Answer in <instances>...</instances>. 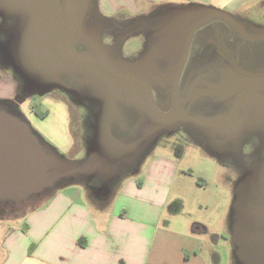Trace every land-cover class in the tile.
Listing matches in <instances>:
<instances>
[{"label":"crops","instance_id":"1","mask_svg":"<svg viewBox=\"0 0 264 264\" xmlns=\"http://www.w3.org/2000/svg\"><path fill=\"white\" fill-rule=\"evenodd\" d=\"M71 1L36 0V4L44 6L45 10L54 14L50 19H33L34 16L30 15L27 21L31 25L27 35L37 34L33 29L37 27L38 21L39 26H45L47 22L58 26L61 18L57 16V12L63 10L62 6L76 9L78 0ZM6 2L7 0H0V6L3 7ZM208 2V5H184L178 0H92L90 6L93 15L88 20L87 31L93 32L94 28H98L101 38L103 29L105 30L102 26L107 21L113 22L115 17H123L118 28H124L131 27L136 16L152 18L157 12L168 27L175 31L178 55L187 27L203 10L228 13L250 31H264V0ZM68 12L73 14L71 9ZM254 18H259L261 23H256ZM24 21L26 22L25 16ZM209 24L221 33L220 36H224L230 29L219 20ZM114 27L116 24L113 25V30ZM79 45L84 50H80ZM75 50L84 53L86 46L79 43ZM248 59L250 60L249 57ZM19 86L0 67V100L9 103L17 116L30 124L29 119L37 117L33 107L31 109L27 103L32 95L21 93ZM52 92L58 91H48L42 101L56 102L60 112L48 111L41 120L47 122L54 114L55 117H60L63 125L62 140L55 141L46 131L37 134L46 141L44 136L51 142L55 141L62 156L68 159L65 161L70 165L69 169L58 174L57 179L70 177L72 182L68 181V185L81 187L67 191L64 190L67 185L62 181L56 185L53 183L54 188L50 187L38 193L39 204L30 208L23 215L24 223L21 227L15 228L7 236L6 246L3 245L5 257L1 264L216 263L211 243L214 245L218 240L213 234L217 228L199 220H192L188 214H183L184 218L178 224L175 219L177 216L173 212L169 213L174 199L170 192L178 179L179 164L175 160L155 156L142 163L140 156L147 145L146 142L142 144L140 135L156 126L143 110L140 93L137 101L143 118L135 133L123 142L99 144L88 151L81 127L77 128V132L73 131L74 116L68 102ZM56 171L59 172L58 168ZM91 171L94 173L93 181L86 176ZM237 186L236 183L231 190L230 211ZM224 222L226 225L223 227L231 234V227L230 230L228 228L229 218H225ZM208 239L212 242L208 243Z\"/></svg>","mask_w":264,"mask_h":264},{"label":"rangeland","instance_id":"2","mask_svg":"<svg viewBox=\"0 0 264 264\" xmlns=\"http://www.w3.org/2000/svg\"><path fill=\"white\" fill-rule=\"evenodd\" d=\"M178 2L184 5L190 3L209 4L208 0H178ZM1 8L3 7L0 6V67L12 77L15 84L20 85L21 93L27 92L32 95L27 103L31 109L32 107L38 109L37 111L32 109L34 114L45 115L48 111L60 112V109L55 105L56 102L42 101L45 93L56 89L58 92H52V94L62 97L68 102L74 116L73 131L77 132V128L81 127L88 151L99 144L110 145L114 142H123L135 133L143 118L137 101L139 96L137 90L109 88L96 81L91 74L74 69L55 73L50 80H41L36 71L30 66H26L21 60L23 15L16 8L8 12L1 11ZM136 17L138 18L136 19ZM136 17L133 18L131 27L118 28L120 20L123 18L120 16L115 17L113 22H105V25L102 26L106 30L103 29L102 43L108 56L119 63L139 64L146 57L155 53L156 58L152 61L154 75L168 74L167 72L175 66L178 57L179 47L175 31L168 27L166 21L157 12L152 18L145 15ZM254 21L261 23L259 18H254ZM209 23L202 25L198 33L203 29H213L211 28L212 24ZM114 24L116 27L113 30ZM109 29H112L111 35ZM202 40L201 37L196 36L192 53L198 52L195 47H200L204 41ZM241 44H238L237 48H240ZM244 45L246 46L240 50L243 53L241 55L249 57L251 65H254L253 62L259 64L264 61V42L245 43ZM79 48L84 50L81 45ZM205 57L202 54L199 59L205 62L207 61ZM150 87L155 94L159 109L164 110L168 100L169 83L151 84ZM218 107V105L209 104L208 108L207 103H202L198 106V111L205 115L199 119L214 121L219 114L216 115L213 111H217ZM0 111L23 123L34 136L38 147L45 156L46 175L48 179L52 180V183L56 185V183L65 181L67 186L64 190L67 191L81 187L75 184L68 185V181L72 182L70 177L57 179L58 174L68 170L70 166L66 162L68 159L62 156L61 150L58 149V144L55 142L62 140L63 125L60 117H55L56 114H54V117L50 116L47 122H42L43 119L41 120L39 114H36V118L29 119V124L17 116L9 103L1 100ZM180 129L176 127L173 129L174 131L171 129L162 130L153 139L146 141L147 147L142 149L140 156L142 163H146L151 156H155L175 160L179 164L178 179L170 192V196L174 199L170 205L169 213L173 212L175 217L177 216L175 219L178 224L184 218L182 215L188 214L192 220H199L217 228L216 231H213L215 237L218 238L216 243L213 245L212 241L208 239V243L210 242L212 245V254L216 256L214 264H242L234 254L235 247L230 239L231 234L223 225H226L224 220L228 217L230 222L228 228L232 227L230 220L233 212L230 211L231 190L236 183L239 184L244 168L254 159L258 160L261 155L264 133L254 127L241 133V142L238 146L228 144L217 148L214 144L210 145L209 143L211 142L210 130L203 129L193 123H185L180 126ZM40 131H46L55 141L51 142L48 137L44 136L47 141H50L47 142L37 134ZM205 138L206 146L203 149L200 141ZM254 146L258 147L253 149ZM235 148L240 153V157L236 153L234 154ZM245 155L249 156L245 158ZM87 174L86 176L93 181L94 173L91 171ZM55 185L51 187L54 188ZM37 195L34 194L23 201L16 202L0 200V264L5 257L3 245L6 246L7 236L15 228H20L24 223L23 215L30 208L39 204L40 198ZM209 234H211L210 231Z\"/></svg>","mask_w":264,"mask_h":264},{"label":"water","instance_id":"3","mask_svg":"<svg viewBox=\"0 0 264 264\" xmlns=\"http://www.w3.org/2000/svg\"><path fill=\"white\" fill-rule=\"evenodd\" d=\"M35 1L7 0L1 8L3 12L16 8L23 17L25 16L20 51L22 63L30 66L39 78L45 81L50 80L55 73L74 69L91 74L96 81L109 88L137 90L142 96L145 114L156 126L154 136L169 129L180 118L182 120L177 105L178 83L194 33L199 27L219 20L243 39L264 42L263 30L248 32L240 21L228 13L203 10L187 27L175 66L167 72L168 74L155 76L152 68L155 53L139 64L119 63L108 56L100 38V30H86L84 21L92 0H78L76 9L62 6L63 10L57 12V16L61 18L58 26L55 27L50 22L39 26L38 21L37 27L33 29L37 34L27 35L31 25L27 21L30 15L34 16L33 19H50L54 14ZM69 9L73 10V14H69ZM79 43L86 46L84 53L76 52L75 46ZM169 76L173 107L171 111L164 112L157 107L150 85L164 84L169 81ZM237 78L238 84L249 87V93L244 96L249 98L253 109L263 113L264 74L242 73ZM202 146L204 148L206 145ZM52 185V180L46 175L45 156L34 136L23 123L0 111V200L23 201ZM234 196V214L231 213V242L235 247L234 254L242 264H264V160L247 167Z\"/></svg>","mask_w":264,"mask_h":264},{"label":"flooded vegetation","instance_id":"4","mask_svg":"<svg viewBox=\"0 0 264 264\" xmlns=\"http://www.w3.org/2000/svg\"><path fill=\"white\" fill-rule=\"evenodd\" d=\"M92 15L93 10L90 6L84 21L86 30L89 26H87L88 20ZM211 28L213 29H203L200 33H198L199 29H197L194 33L177 89V105L182 120L180 118V120L174 123L169 129L174 131V128L179 127V130H181V125L193 123L203 129L210 130V145L214 144L217 148L228 144L238 146L241 142V133L254 127H257L264 133V112L261 113L253 109L249 98L244 96L249 93V87L238 84L239 80L237 77L242 73L264 74V61L259 64L254 63V65H251L248 57L246 55H244V57L241 55L243 53L240 50L246 46L244 45L245 43L251 44L255 42L243 39L238 33L230 29H228L229 31L224 36H220L221 33L215 29V27ZM245 29L248 32H252L246 27ZM111 34L112 31H110V35ZM196 36L199 38L201 37L204 41L202 40L203 43H201L200 47H195V50L197 48L198 52H193V54L192 46ZM238 44H241L240 48H237L239 47L237 46ZM202 54L206 56L205 59H207V61L202 62L199 59ZM170 79L171 77L169 76V91L166 108L164 110L160 109L164 112L171 111L173 107L170 95ZM153 96L158 107V102L154 93ZM204 102L207 103L208 108L209 104L219 106L217 111H213L215 112L214 114H219L214 121H201L199 119H202V116L205 115L198 111V106L202 105ZM140 137L142 144L153 139L155 137L154 128L140 135ZM205 140L206 138L201 140L200 143L206 145ZM262 144L263 150H261V155H259L258 160L254 159L251 161V164L264 160V154H262L264 153V137ZM257 147L258 146H254L253 149ZM233 152L240 157V153L236 148ZM222 155H224V152H222ZM246 156L249 155H245L244 157L246 158ZM249 164L244 168L242 173L249 167ZM2 201L11 202L9 200Z\"/></svg>","mask_w":264,"mask_h":264},{"label":"trees","instance_id":"5","mask_svg":"<svg viewBox=\"0 0 264 264\" xmlns=\"http://www.w3.org/2000/svg\"><path fill=\"white\" fill-rule=\"evenodd\" d=\"M33 109H34V111L36 110L34 107H33ZM37 110H38V109H37ZM37 110H36V111H37ZM35 113H36V112H35ZM36 114H39V113H36ZM38 116L41 117V118H44L45 115H44V114H39Z\"/></svg>","mask_w":264,"mask_h":264}]
</instances>
